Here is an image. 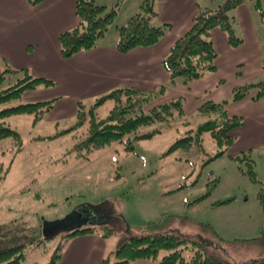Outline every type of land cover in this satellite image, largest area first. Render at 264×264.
<instances>
[{"label": "rangeland", "instance_id": "374dc122", "mask_svg": "<svg viewBox=\"0 0 264 264\" xmlns=\"http://www.w3.org/2000/svg\"><path fill=\"white\" fill-rule=\"evenodd\" d=\"M212 1L219 4L224 0ZM94 2L98 5L107 3L103 6L108 10L116 0ZM246 2L254 8L256 0ZM260 6L261 10L254 9L257 14L263 12L260 27L264 29V0H260ZM119 11L120 7L105 34L106 41L116 36V25H124L128 18L139 12V7L125 5ZM19 102L14 101L12 105ZM84 103L89 106L91 101ZM111 108L112 103L107 101L97 109L98 116H106ZM206 119L198 114L188 115L193 127ZM75 121L76 116H73L58 121L42 120L33 126L32 117L28 115L8 119L11 127L22 135L23 150L15 153L12 140H0V250L25 244L22 264L48 262L55 248L64 242L65 233L59 232L45 239L43 220L60 219L86 205L101 218L109 220L106 225L114 230L113 234L104 237L108 247L106 254L114 253L123 238L139 235L138 228L148 221H156L168 214L187 217L212 228V223L218 224L213 229L228 242L211 247L233 263L264 259V242H239L264 237V214L258 200L259 193L264 194V156L251 154L257 179L253 183L240 171L247 168L245 161L238 162L226 155L211 159L218 148L208 134L203 135L201 147L194 145L189 150H178L160 158V154L181 136L183 127L167 129L151 140L141 141L133 152L125 151L124 144L115 143L94 150L87 160L76 157L72 151L78 140L77 131L54 140L38 138L52 136ZM207 191L210 195L204 201L187 207L188 202ZM226 199H232L228 208L217 210L220 206L213 205ZM181 231L210 239L208 234L189 225ZM248 231L252 233L247 236L252 238L244 239Z\"/></svg>", "mask_w": 264, "mask_h": 264}, {"label": "trees", "instance_id": "16d2710c", "mask_svg": "<svg viewBox=\"0 0 264 264\" xmlns=\"http://www.w3.org/2000/svg\"><path fill=\"white\" fill-rule=\"evenodd\" d=\"M26 1L29 6L35 7L44 0ZM122 1L116 0L115 5L107 10L105 6L98 5L93 0H76L75 13L79 23L58 35L62 58L68 59L79 52L95 48L114 23ZM246 1L224 0L214 9H200L197 12L192 19L190 29L172 44L161 60L162 67L170 78L168 86L158 87L148 93L134 88H115L94 99L89 106L78 102L76 121L73 124L52 136L38 138L54 140L77 131L79 132L78 140L73 144L72 151L76 157L87 160L94 150L115 143H122L125 151L133 152L137 143L151 140L167 129L183 127L181 136L160 154V158H165L178 150H189L194 145L201 147L205 134L210 136L218 148L211 159L226 155V151L234 142L230 133L243 125V119L229 115L225 107L229 102L240 101L253 92H255L253 101L262 98L264 79L235 87L229 99L202 104L197 114L207 119L194 127L185 113L182 98L166 101L150 109L146 107L153 100L164 95L169 87L179 83L189 84L214 72L217 53L211 38L212 30L217 28L224 32L232 48L242 43V39L235 34L230 13ZM156 5L157 0H140L139 12L132 15L117 29L118 39L115 47L119 53L126 54L135 48L154 46L165 35L169 25L157 26L153 23L158 16ZM254 8L261 10L260 0H256ZM262 13L261 11L259 15L261 16ZM54 85V81L33 76L25 69L12 68L0 58V140H12L16 146L15 153L23 150V138L16 128L11 127L8 119L28 115L32 117L33 126L38 124L54 108L55 99L21 102L22 96L27 91L40 87L50 88ZM18 100H20L18 104L12 105V102ZM107 101L112 103V108L106 116L99 117L97 109ZM143 129L146 130L141 131ZM228 157L238 162L245 161L247 168L240 169L241 173L251 182H257L251 151ZM209 195L210 191H207L188 202L187 207L204 201ZM231 200L216 201L213 205H227ZM258 200L264 214V194L259 193ZM187 225L208 234L210 239H205L199 234L191 236L181 231V228ZM138 230L139 235L123 238L114 253L106 254L99 264H131L141 259L157 264H237L213 251L212 247L216 245L219 247L228 241L219 237L209 224L195 223L187 217L166 214L156 221H148ZM64 233V242L55 248L49 261L44 264H56L62 255L66 241L77 234L95 233L106 237L113 234L114 230L106 223H102ZM239 242L260 243L264 242V237ZM26 246L21 244L1 249L0 264H22ZM241 264H264V259Z\"/></svg>", "mask_w": 264, "mask_h": 264}, {"label": "crops", "instance_id": "0c3cea01", "mask_svg": "<svg viewBox=\"0 0 264 264\" xmlns=\"http://www.w3.org/2000/svg\"><path fill=\"white\" fill-rule=\"evenodd\" d=\"M75 1L44 0L31 7L26 0H0V58L12 68L28 70L33 76L55 83L53 87H40L22 96V102L55 99L54 108L44 121L75 117L78 102L92 103L115 88H134L148 93L168 86L170 78L162 67V58L172 44L190 29L192 19L200 9H214L222 3L217 4L212 0H157L158 16L153 23L157 26L169 25V29L154 46L119 53L115 47L117 32L111 41H106L105 35L95 48L64 59L60 55L58 35L79 23ZM125 5L138 9L140 4L138 0H123L119 12ZM230 15L235 34L242 39V43L232 48L224 32L217 28L212 30L211 38L217 53L214 72L189 84L179 83L169 87L164 95L148 106L182 98L186 115H193L206 102L217 103L229 99L235 87L264 79L262 16L247 2ZM118 28L119 24L114 30ZM254 94L240 101L229 102L225 107L229 115L243 119V125L230 133L234 142L226 151L228 156L248 151L264 156V96L253 101ZM230 205L217 207V210ZM242 206L247 207L243 203ZM90 207L84 205L81 209L87 214L97 215L95 222L109 221ZM255 207L260 208L259 205ZM221 223L225 224L223 221ZM217 225L212 223L213 228H217ZM247 233L244 239L251 237L247 235L252 232ZM106 242V238L95 233L77 234L66 241L56 264H99L108 250ZM131 264L157 263L141 259Z\"/></svg>", "mask_w": 264, "mask_h": 264}, {"label": "water", "instance_id": "95a60500", "mask_svg": "<svg viewBox=\"0 0 264 264\" xmlns=\"http://www.w3.org/2000/svg\"><path fill=\"white\" fill-rule=\"evenodd\" d=\"M76 218L80 221H77ZM97 218L95 214H87L81 208H76L60 219L43 220L42 235L44 238H49L59 232H71L88 225L102 224L101 222H95Z\"/></svg>", "mask_w": 264, "mask_h": 264}, {"label": "flooded vegetation", "instance_id": "af4514ba", "mask_svg": "<svg viewBox=\"0 0 264 264\" xmlns=\"http://www.w3.org/2000/svg\"><path fill=\"white\" fill-rule=\"evenodd\" d=\"M79 208H81V207H79ZM76 220H77V221H80V220H79V219H77V218H76Z\"/></svg>", "mask_w": 264, "mask_h": 264}]
</instances>
